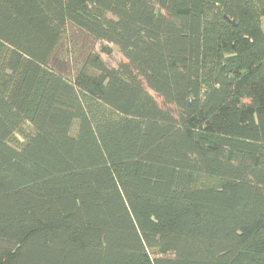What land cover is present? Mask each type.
I'll list each match as a JSON object with an SVG mask.
<instances>
[{"label":"trees","instance_id":"16d2710c","mask_svg":"<svg viewBox=\"0 0 264 264\" xmlns=\"http://www.w3.org/2000/svg\"><path fill=\"white\" fill-rule=\"evenodd\" d=\"M263 23L0 0V264H264Z\"/></svg>","mask_w":264,"mask_h":264},{"label":"rangeland","instance_id":"374dc122","mask_svg":"<svg viewBox=\"0 0 264 264\" xmlns=\"http://www.w3.org/2000/svg\"><path fill=\"white\" fill-rule=\"evenodd\" d=\"M263 27H264V23H263ZM105 59L108 60V62L112 65L115 66L116 64H118L120 61H123L122 57L118 54V50L117 48L113 47V53L111 55L110 58H106ZM62 71L64 72H68V66L64 63V65L62 66Z\"/></svg>","mask_w":264,"mask_h":264}]
</instances>
